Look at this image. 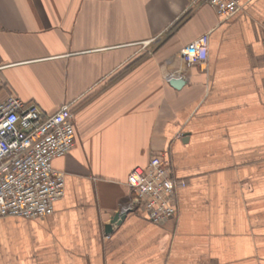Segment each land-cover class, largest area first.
<instances>
[{"label":"crops","instance_id":"0c3cea01","mask_svg":"<svg viewBox=\"0 0 264 264\" xmlns=\"http://www.w3.org/2000/svg\"><path fill=\"white\" fill-rule=\"evenodd\" d=\"M206 33L207 61L188 66ZM10 95L71 105L76 142L53 163V214L0 218V264H264V0L227 19L189 0H0ZM153 155L181 181L176 214L111 224Z\"/></svg>","mask_w":264,"mask_h":264},{"label":"built area","instance_id":"2783aa9c","mask_svg":"<svg viewBox=\"0 0 264 264\" xmlns=\"http://www.w3.org/2000/svg\"><path fill=\"white\" fill-rule=\"evenodd\" d=\"M242 0H189V6H210L227 19L241 9ZM209 34L201 35L184 51L188 66L207 61ZM74 112L63 105L45 115L34 104L16 95L0 101V218L38 219L54 212L64 196V174L54 168L56 159L75 146ZM169 162L153 155L146 167H135L127 178L134 198L125 209L134 210L154 223L176 214V187Z\"/></svg>","mask_w":264,"mask_h":264},{"label":"water","instance_id":"95a60500","mask_svg":"<svg viewBox=\"0 0 264 264\" xmlns=\"http://www.w3.org/2000/svg\"><path fill=\"white\" fill-rule=\"evenodd\" d=\"M169 82L176 89H180L183 85H185V81L182 78L173 77L170 79ZM127 215H128V211H120L116 213L111 220V224H115V225L121 224L126 219Z\"/></svg>","mask_w":264,"mask_h":264}]
</instances>
